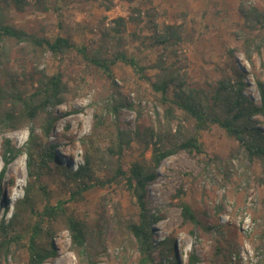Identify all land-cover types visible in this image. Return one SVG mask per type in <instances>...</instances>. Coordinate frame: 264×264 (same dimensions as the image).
Listing matches in <instances>:
<instances>
[{
  "label": "rangeland",
  "instance_id": "374dc122",
  "mask_svg": "<svg viewBox=\"0 0 264 264\" xmlns=\"http://www.w3.org/2000/svg\"><path fill=\"white\" fill-rule=\"evenodd\" d=\"M50 1L52 6L47 13H20L9 9L7 21L39 37L51 40L59 35L68 37L79 47L87 46L92 54L111 59L116 47L104 35L119 37L115 32L116 20L124 18L126 24L120 34L122 50L141 65L156 64L165 55V60L185 74L189 86L206 90L215 87L221 79L230 77L234 83L242 78L245 95L260 103L257 80L264 81V30L252 34L255 42L249 60L245 53V37L249 33L244 28L241 10L251 6L264 9V0ZM139 16L140 21L132 19ZM169 26L178 27L182 39L166 49L157 45V40L166 34ZM9 45L11 73L25 80L28 89L31 90L39 78L36 72L52 75L63 69L68 76L69 94L66 102L56 108L54 132L45 141L48 153L62 167L76 169L83 162L84 140L93 141L103 151L109 148L116 118L106 106L107 102L111 104L113 91L118 100L126 105L134 104L136 109H120L118 124L121 130L157 129L158 120H163L164 106L160 96L130 66L122 63L112 66L115 87H110L100 69L73 52L59 58L51 52L33 57L20 50L25 44L18 46L9 42ZM236 69L242 70V77L241 73L235 74ZM154 72L147 71V74ZM97 115L105 120L103 128H96ZM182 116L173 123L174 129L180 123L186 124ZM254 120L264 132V117ZM31 127L35 129V136L42 137L37 123L0 132V173L6 167L3 159L6 139L23 149L29 141ZM199 139L204 149L202 154L182 151L167 158L147 189V209L158 219L150 225L154 239L152 256L158 264H176L175 261L189 264L193 252L199 259L197 264H264L263 164L258 160L250 161L239 143L218 126L201 133ZM140 150L135 140L125 149V163L141 160ZM150 156L149 151L147 158ZM26 161L25 153L14 157L6 167L4 179H0V201L3 203L0 212L3 215L8 208L6 218L11 217L13 204L24 195ZM14 165L19 166L20 174L12 170ZM96 174L107 179L103 169H96ZM48 184L53 204L71 197V186L64 177L56 175ZM182 202L189 204L197 219L210 230L186 224ZM118 203L124 215L135 213L125 186L115 184L96 187L84 194L83 201H73L66 206L69 214L92 226L102 222L104 250L94 258V264H139L137 244L116 223ZM55 230L56 254L44 264H86L87 259L82 261L74 249L69 232L62 227ZM164 240L175 243V255L160 244ZM28 260L27 248L18 244L2 257V264H28Z\"/></svg>",
  "mask_w": 264,
  "mask_h": 264
},
{
  "label": "trees",
  "instance_id": "16d2710c",
  "mask_svg": "<svg viewBox=\"0 0 264 264\" xmlns=\"http://www.w3.org/2000/svg\"><path fill=\"white\" fill-rule=\"evenodd\" d=\"M51 6L50 0H0V132L37 123L42 133V137L35 136V129L31 127L29 141L23 149L13 146L9 139L4 143L3 159L6 167L14 157L26 154L27 184L23 197L13 204L11 217L6 218L8 208L3 215L0 212V264L2 257L7 256L18 244L27 248L28 264H44L56 254L53 241L57 227L69 232L80 259H87L86 264H94V258L104 250L101 240L102 222L92 226L86 220L69 214L66 206L73 201H83L84 194L96 187L114 184L125 186L131 205L135 209V213L126 216L121 211V203H118L115 207V216L118 218L116 223L137 244L139 264H158L151 254L154 239L150 229L151 222L158 219L147 209L146 195L150 183L157 178L160 165L167 158L182 151L202 154L204 149L199 139L200 134L218 126L239 143L240 149L250 161L258 160L264 166V132L254 120L258 116L264 117V81L257 80L260 103H255L243 92L242 78L236 79L234 83L230 77L224 78L219 80L215 87L206 90L189 86L185 74H181L175 64L165 60V55H162L156 64L143 66L135 57L128 56L122 50L120 34L121 28L126 24L124 18L116 20L115 32L119 37L109 38L108 33L104 35L112 40L116 47L111 59L101 54H92L87 46L79 47L68 37L59 35L53 40L39 37L18 29L7 21L6 12L9 9L20 13H47ZM134 11L139 13V10ZM241 12L244 28L249 33L245 37V53L251 60L250 50L255 42L252 34L264 30V9L251 6L242 8ZM132 19L140 21V16ZM181 39L179 28L169 26L166 28V34L157 40V45H163L167 49ZM9 42L18 46L25 44L20 50L33 57H41L45 52H51L56 58L66 56L70 52L80 55L102 71L110 87H115L112 66L116 63L130 66L141 79L149 83L153 92L160 96L161 105L164 106L163 120H158L157 129L149 127L142 130L138 127L135 132L121 130L118 124L120 109H136L134 104L126 105L118 100L113 91L110 93L111 104L107 102L106 106V110L116 118L109 148L103 151L96 147L93 141L84 140L83 146L86 149L83 162L76 169L62 167L56 158L48 153L45 141L51 138L54 132L57 121L54 116L56 108L66 102L69 94L68 76L63 69L52 75L36 72L39 78L32 89H28L25 80H20L11 73ZM147 71L155 72L148 75ZM234 72L241 73V77L243 75L241 69ZM180 116L185 118L186 124L180 123L178 128L174 129L173 123L180 119ZM96 120V128H103V116L97 115ZM135 140L141 146V160L126 164L125 149ZM149 151L151 156L148 159ZM6 167L0 173V179H4ZM96 169H103L107 179L98 177ZM56 175L68 181L72 193L68 200H58L53 204L48 182ZM74 188L76 190H73ZM2 205L0 201V206ZM180 205L186 224L210 230L197 219L189 204L182 202ZM160 244L175 255L174 242L164 240ZM95 251L96 254L93 253ZM198 262L196 254L191 253L189 264Z\"/></svg>",
  "mask_w": 264,
  "mask_h": 264
},
{
  "label": "bare ground",
  "instance_id": "6f19581e",
  "mask_svg": "<svg viewBox=\"0 0 264 264\" xmlns=\"http://www.w3.org/2000/svg\"><path fill=\"white\" fill-rule=\"evenodd\" d=\"M12 170H13L14 172H17L18 174H20V168H19L18 165H14V166L12 167Z\"/></svg>",
  "mask_w": 264,
  "mask_h": 264
}]
</instances>
